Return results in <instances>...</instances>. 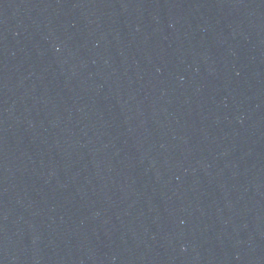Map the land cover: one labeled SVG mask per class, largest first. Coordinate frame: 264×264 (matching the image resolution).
Instances as JSON below:
<instances>
[{
	"label": "water",
	"instance_id": "95a60500",
	"mask_svg": "<svg viewBox=\"0 0 264 264\" xmlns=\"http://www.w3.org/2000/svg\"><path fill=\"white\" fill-rule=\"evenodd\" d=\"M0 264H264V0H0Z\"/></svg>",
	"mask_w": 264,
	"mask_h": 264
}]
</instances>
